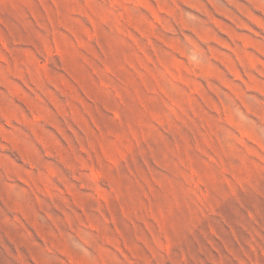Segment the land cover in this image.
<instances>
[{"label":"rangeland","instance_id":"374dc122","mask_svg":"<svg viewBox=\"0 0 264 264\" xmlns=\"http://www.w3.org/2000/svg\"><path fill=\"white\" fill-rule=\"evenodd\" d=\"M0 264H264V0H0Z\"/></svg>","mask_w":264,"mask_h":264}]
</instances>
